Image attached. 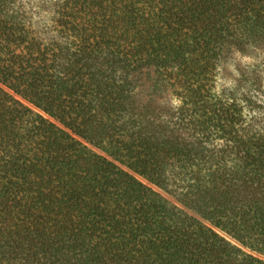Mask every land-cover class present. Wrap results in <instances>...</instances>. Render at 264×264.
I'll return each mask as SVG.
<instances>
[{"label":"trees","instance_id":"obj_1","mask_svg":"<svg viewBox=\"0 0 264 264\" xmlns=\"http://www.w3.org/2000/svg\"><path fill=\"white\" fill-rule=\"evenodd\" d=\"M228 46L264 48V0H0V264H264Z\"/></svg>","mask_w":264,"mask_h":264},{"label":"rangeland","instance_id":"obj_2","mask_svg":"<svg viewBox=\"0 0 264 264\" xmlns=\"http://www.w3.org/2000/svg\"><path fill=\"white\" fill-rule=\"evenodd\" d=\"M254 81H257L256 84L260 87L256 92L250 87ZM239 87H244L241 92H246L253 101L252 104L249 103V107H245V113L248 115L245 121L254 119L252 117L255 116L258 120L264 118V48L240 52L228 46L224 50L219 65L216 90L219 93L229 92ZM153 189L182 212L200 219L197 213L183 206L173 196L157 188L153 187Z\"/></svg>","mask_w":264,"mask_h":264}]
</instances>
